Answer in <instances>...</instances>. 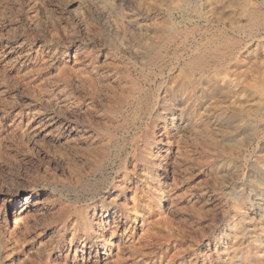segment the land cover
Here are the masks:
<instances>
[{
    "label": "rangeland",
    "instance_id": "obj_1",
    "mask_svg": "<svg viewBox=\"0 0 264 264\" xmlns=\"http://www.w3.org/2000/svg\"><path fill=\"white\" fill-rule=\"evenodd\" d=\"M105 262L264 264V0H0V264Z\"/></svg>",
    "mask_w": 264,
    "mask_h": 264
},
{
    "label": "bare ground",
    "instance_id": "obj_2",
    "mask_svg": "<svg viewBox=\"0 0 264 264\" xmlns=\"http://www.w3.org/2000/svg\"><path fill=\"white\" fill-rule=\"evenodd\" d=\"M21 13V12H20ZM249 16V15H248ZM210 22V21H209ZM219 24V23H218ZM252 25V24H251ZM208 26V25H207ZM227 29V28H226ZM200 35V34H199ZM212 39V38H211ZM93 40V39H92ZM203 42V41H202ZM211 44V43H210ZM236 47V46H235ZM237 49V48H236ZM76 51V50H75ZM79 55V54H78ZM191 55V54H190ZM234 55V54H233ZM193 58V57H192ZM43 60V59H42ZM74 60V59H73ZM5 62V61H4ZM196 63V62H195ZM199 65H202L204 64V60L201 59L200 61H198L196 64ZM27 64V63H26ZM67 65V64H66ZM72 65V64H71ZM83 68V67H82ZM73 69V68H72ZM100 71V70H99ZM219 71V70H217ZM27 73V72H26ZM164 73V72H163ZM79 75V74H78ZM100 75V74H99ZM91 76V75H90ZM88 77V76H87ZM90 78V77H89ZM95 78V77H94ZM80 79V78H79ZM83 79V78H82ZM88 79V78H87ZM92 80V79H91ZM96 80V79H95ZM88 82V81H87ZM145 82V81H144ZM75 83V82H74ZM229 83V82H228ZM82 84V83H81ZM106 84V83H105ZM76 85V84H75ZM85 85V84H84ZM95 86V85H94ZM194 86V85H193ZM89 87V86H88ZM93 87V86H92ZM104 87V86H103ZM168 87V86H167ZM77 88V87H76ZM102 88V87H101ZM93 89V88H92ZM117 89V88H116ZM263 89V88H262ZM166 90V89H165ZM88 91V90H87ZM99 91V90H98ZM89 92V91H88ZM104 92V91H103ZM106 92V91H105ZM87 93V92H86ZM107 94V93H106ZM113 94V93H112ZM84 95H87V94H84ZM27 96V95H26ZM93 96V95H92ZM96 96V95H95ZM65 97V96H64ZM86 97V96H85ZM99 99V98H98ZM200 100V99H199ZM110 102V101H109ZM199 102V101H198ZM75 103V102H74ZM102 104V103H101ZM110 108V106H109ZM243 109V108H242ZM11 112V111H10ZM86 112V110H85ZM76 115V114H75ZM43 116V115H42ZM170 117L173 119L174 117V114L171 113L170 114ZM55 121V120H54ZM78 123V121H77ZM249 123V122H248ZM40 124V123H39ZM62 125V124H61ZM79 125V124H78ZM152 125V124H151ZM60 126V125H59ZM71 134H70V139L71 140H77L76 137L79 136L78 132L80 131L79 130V127L77 125H73L71 127ZM168 129V128H167ZM84 131V130H82ZM81 131V132H82ZM38 132V131H37ZM43 135V134H42ZM84 136V135H83ZM155 136V135H154ZM170 137V136H169ZM69 138V137H68ZM86 138V137H85ZM166 138V137H165ZM69 139V140H70ZM168 139V138H167ZM80 140V139H79ZM166 143V142H165ZM77 144V143H76ZM150 144V143H149ZM99 146V145H98ZM89 147V146H88ZM91 147V146H90ZM155 149V148H154ZM90 151V150H89ZM92 154V153H91ZM93 155V154H92ZM160 155V154H159ZM170 155V152L169 150H167V154L163 157L165 158H168ZM97 159V158H96ZM94 161V160H93ZM160 161V160H159ZM14 165V164H13ZM163 165V164H162ZM151 167V166H150ZM186 167V166H185ZM190 170V169H189ZM145 172V171H144ZM168 168H164L162 169L158 174V181L156 182V186H155V194H164V192H166L165 190L167 189V187L169 188V186L167 185L168 183ZM174 172V171H173ZM175 173V172H174ZM144 175V174H143ZM181 176V175H180ZM174 177V176H172ZM79 178V177H78ZM123 178V177H122ZM121 178V179H122ZM174 179V178H173ZM138 180V179H137ZM179 180V179H178ZM181 180V179H180ZM75 181H76V178H75ZM176 182V180H175ZM122 184V183H121ZM175 184V183H174ZM171 185V184H170ZM197 185V184H196ZM147 186V185H146ZM175 186V185H174ZM177 187V186H176ZM175 187V188H176ZM139 188V187H138ZM136 189V188H135ZM169 192V191H168ZM190 192V191H189ZM197 193V192H196ZM36 194V193H35ZM110 194V193H109ZM118 194V193H117ZM137 194V193H136ZM154 194V195H155ZM119 196V195H118ZM133 196V195H132ZM131 196V198H132ZM22 195L21 194H16L14 199L12 200V202L10 203L12 205V216H13V219H12V222L14 221L15 225L16 224H19L18 220H15L16 218H20V220L22 221V219L24 220L25 217H28L29 216V213H30V210H29V207L26 206V204H28V202L31 200V198L29 196H27V198H25V205L22 200ZM34 198V197H33ZM110 198V197H109ZM139 198V197H138ZM135 199V196H133L132 198V203L133 205H131L129 208L132 209V211L134 212V217H133V221L135 222V220L139 219V218H143L145 217V212L143 210H138L137 208V204L135 203L134 201ZM111 200H113V198H111ZM144 200V199H143ZM44 201V200H43ZM118 202V201H117ZM121 203V202H119ZM117 203V204H119ZM147 203H149L147 201ZM194 203V202H193ZM127 204V203H126ZM145 204V203H144ZM190 205V204H189ZM126 206V205H125ZM139 206V205H138ZM150 206V205H149ZM109 208V207H108ZM140 208V207H139ZM144 209V208H143ZM239 209V208H238ZM241 209V208H240ZM242 210V209H241ZM47 211V210H46ZM9 211H7L6 214H8ZM121 212V211H120ZM125 212V211H124ZM131 212V210H130ZM128 213V212H127ZM43 214V213H42ZM120 214V213H119ZM128 214H131V213H128ZM150 214V213H148ZM177 214V213H176ZM116 212L112 211V210H105L103 211L98 217L96 215V213L94 214V218H92L93 220L92 221H95L97 219H100V223L102 224L101 227H100V224L98 223V221H96L95 223H97V228L99 227V230H96V226L94 225V223L92 221H88L86 222V225L89 227V229L91 231H99L97 233V237H95L96 239V242L95 243L94 241H88L85 239L84 240V244L83 246H86L87 244L90 245V249H92L93 247V244H97L99 246V248H102L103 250H105V252H103V255H101L102 259L103 260H106L108 262V259L109 258H113L114 256L116 257V259L120 258V255L123 253L124 249L130 247L131 248V245H129V241L130 238L129 236L127 235V229L128 230H132V224L127 228H126V224L128 222V220L130 219V215L126 216V217H122L121 215L119 216H116ZM152 215V214H151ZM185 215V214H184ZM165 216V214H164ZM30 219V218H29ZM149 220V219H148ZM152 220V219H151ZM8 221V220H7ZM178 222V221H177ZM166 224V223H165ZM27 225V224H26ZM34 225V224H33ZM18 226V225H17ZM23 226V225H22ZM165 226V225H164ZM163 226V227H164ZM18 228V227H17ZM136 228V227H135ZM22 229V228H21ZM125 229V232L123 233L122 231ZM29 232V231H27ZM130 232V231H129ZM147 232V231H146ZM149 232V231H148ZM93 233V232H92ZM95 233V232H94ZM93 233V234H94ZM141 233V231L139 232ZM28 234V233H27ZM144 235V234H143ZM150 235V234H149ZM148 235V236H149ZM154 235V234H153ZM86 236V235H85ZM84 236V237H85ZM131 236V235H130ZM133 236V235H132ZM165 236V235H164ZM134 237V236H133ZM132 237V238H133ZM146 238V237H145ZM90 239V238H89ZM141 241V240H140ZM146 241V240H145ZM208 242V241H207ZM218 243V242H217ZM138 244V243H137ZM141 244V243H140ZM261 245V244H260ZM44 248V247H43ZM129 248V249H130ZM138 248V247H137ZM21 249V248H20ZM84 249V248H83ZM82 249V250H83ZM262 249V248H261ZM136 250V249H135ZM39 251V250H38ZM45 251V250H44ZM92 251V250H91ZM91 251H89V255L86 259V261L88 262L91 257H92V253ZM98 251V250H97ZM127 251V250H126ZM142 252V251H141ZM153 252V251H152ZM38 253V252H37ZM66 253V252H65ZM98 253V252H97ZM96 253V254H97ZM126 254V252H125ZM256 254V253H255ZM65 255V254H64ZM85 255V254H84ZM94 255V254H93ZM98 257H99V254H97ZM130 255V254H129ZM127 256V255H126ZM132 256V255H131ZM219 256V255H218ZM43 259V258H42ZM115 259V260H116ZM125 260V259H124ZM14 261V260H13ZM98 261V260H97ZM110 261V260H109ZM197 261V260H196ZM42 262V261H41ZM96 262V261H95ZM104 262V261H103ZM107 262H105V264H107ZM146 262V261H145ZM206 262V261H205ZM98 263V262H97ZM109 263V262H108ZM113 263V261H112ZM25 264V263H24ZM95 264V263H93ZM111 264V263H110Z\"/></svg>",
    "mask_w": 264,
    "mask_h": 264
}]
</instances>
